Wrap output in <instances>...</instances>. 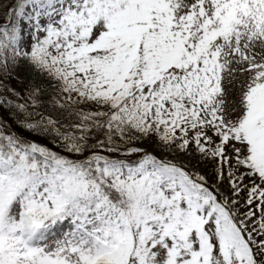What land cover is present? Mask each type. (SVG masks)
Masks as SVG:
<instances>
[{"label":"snow or ice","instance_id":"6c2138e0","mask_svg":"<svg viewBox=\"0 0 264 264\" xmlns=\"http://www.w3.org/2000/svg\"><path fill=\"white\" fill-rule=\"evenodd\" d=\"M0 264H264V0H0Z\"/></svg>","mask_w":264,"mask_h":264}]
</instances>
